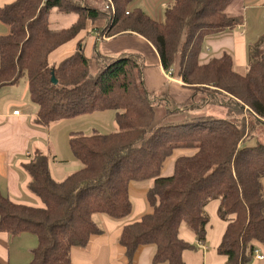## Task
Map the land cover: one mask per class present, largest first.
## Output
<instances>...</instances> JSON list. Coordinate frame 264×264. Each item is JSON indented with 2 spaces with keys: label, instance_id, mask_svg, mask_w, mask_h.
Here are the masks:
<instances>
[{
  "label": "trees",
  "instance_id": "1",
  "mask_svg": "<svg viewBox=\"0 0 264 264\" xmlns=\"http://www.w3.org/2000/svg\"><path fill=\"white\" fill-rule=\"evenodd\" d=\"M109 1L112 10L89 0H14L0 7V22L9 28L0 36V89L25 78L42 127L113 110L118 129L72 133L69 146L81 168L62 181L51 177L45 154L29 155L22 166L41 206L0 194V232L37 238L28 264H71V249L85 248L101 233L93 216L125 220L132 211L129 185L152 181L146 193L151 213L125 225L118 238L128 264L139 247L149 245L156 249L153 264H183L182 253L195 247L178 237L179 226L184 221L196 241L204 242V208L212 199H219V215L227 221L218 253L225 264H250L254 249L264 247V33L248 45L247 69L239 73L228 54L206 64L199 63V54L205 37L242 22L241 15L227 12L242 0H173L160 22L140 8L126 13L133 0ZM54 9L76 16L75 22L51 29ZM97 21L104 25L93 27ZM88 24L97 38H144L164 71L173 70L178 59V77L192 97L178 105L166 90L149 93L140 56L103 57L95 47L88 58L84 38L72 54L51 63V55ZM206 106L223 108L225 116L166 122ZM170 159L173 172L163 176Z\"/></svg>",
  "mask_w": 264,
  "mask_h": 264
},
{
  "label": "crops",
  "instance_id": "2",
  "mask_svg": "<svg viewBox=\"0 0 264 264\" xmlns=\"http://www.w3.org/2000/svg\"><path fill=\"white\" fill-rule=\"evenodd\" d=\"M13 1L0 0V7L3 8ZM172 1L133 0L130 8H140L155 21L160 22ZM231 12L233 16L241 15L242 22L235 28L205 37L199 54V63L206 64L211 59L228 54L233 60L235 70L244 73L247 69V47L264 33V0H242L232 7ZM103 25V21H97L93 27L100 28ZM8 32V26L0 22V36ZM82 38L84 53L88 58L92 57L95 47L103 57L114 58L121 54L140 56L144 62V84L149 93L157 94L167 86L168 96L178 105L192 97L193 91L184 87L178 77V59L168 79L155 48L144 38L134 34L97 38V33L88 24L86 31L77 39L53 53L50 62L56 64L72 54L77 42ZM17 85L0 89V194L18 204L40 207L39 198L29 191L30 177L22 164L28 162V156L38 150L37 147L46 148L45 142L49 139L46 131L48 126L36 124L37 112L29 110L26 101L28 89L18 90ZM14 111L19 112L18 116H13ZM42 153L47 156L46 152ZM54 162V159L52 162L49 160L50 175L55 181H62L67 174L61 165ZM172 162L170 159L165 164L163 176L172 174ZM80 168L81 164L78 169ZM151 185L152 181L133 182L129 185V197L133 204L131 214L125 220L118 221L101 214L94 215L93 220L101 233L92 237L85 248L71 249V264H128L125 249L118 244V238L125 225L138 222L144 215L151 213L152 209L146 197ZM261 186L264 196V178L261 179ZM36 247L37 238L31 233L14 236L0 232V264H28L32 258L31 252ZM259 250L264 256V247H260ZM155 251L154 246L139 247L133 255L132 264H153ZM182 261L183 264H225L226 257L201 245V249L184 251ZM250 264H264V259L252 260Z\"/></svg>",
  "mask_w": 264,
  "mask_h": 264
},
{
  "label": "rangeland",
  "instance_id": "3",
  "mask_svg": "<svg viewBox=\"0 0 264 264\" xmlns=\"http://www.w3.org/2000/svg\"><path fill=\"white\" fill-rule=\"evenodd\" d=\"M105 1V0H104ZM103 0H89V4L96 6L99 9H103L105 5L107 6V1ZM235 4L227 10L228 13H232L231 9ZM76 19L74 15H62L54 9L49 15V26L51 29L58 30L61 28L70 27ZM164 19V17H163ZM240 73V71H237ZM18 90L24 91L27 89V84L25 78H22L19 84L16 86ZM168 92V88L166 86ZM162 90V91H163ZM28 93V92H27ZM161 91L158 92V94ZM28 95V94H27ZM28 108L32 112H37V106L28 100ZM20 108V107H19ZM161 109V108H159ZM225 116V111L221 107L206 106L192 112H188L184 115H177L170 117L166 120L167 123H173L181 120H188L192 118H214L219 119ZM115 112L113 110L97 111L88 114H82L75 118L61 120L48 126L46 131H48L49 139L46 144V148L42 149L37 147L36 149L41 152H46L49 160L52 162L54 159V164L61 165L66 172L67 176L74 173L80 167V162L74 157L69 146V138L72 133H81L84 135L91 134H111L118 131L117 125L114 120ZM260 140H264L261 137ZM254 141L250 143L253 145ZM76 165V166H75ZM78 165V166H77ZM131 204L132 201H131ZM220 201L219 199L210 200L204 208V213L208 218V223L206 226L205 240L201 244H198L194 233L189 229L187 224L183 221L181 222L178 229V237L194 246L196 249H201V245L208 250H214L218 253V246L221 243L222 236L224 234L227 221L220 217L219 215ZM231 217H227L229 219Z\"/></svg>",
  "mask_w": 264,
  "mask_h": 264
},
{
  "label": "built area",
  "instance_id": "4",
  "mask_svg": "<svg viewBox=\"0 0 264 264\" xmlns=\"http://www.w3.org/2000/svg\"><path fill=\"white\" fill-rule=\"evenodd\" d=\"M43 2L45 1V0H42ZM107 1V3H108V5H107V8L108 7H111V10L113 9L112 8V6H111V4H110V1L109 0H106ZM132 9L129 7V9H128V11L126 12V13H128L129 11H131ZM165 73H166V77L168 78V79H170V77H171V74H172V69H170V70H168V71H165ZM18 114H19V112L18 111H14L13 112V116H18ZM264 259V256L261 254V252H260V250H259V248H256V249H254V251H253V261H262Z\"/></svg>",
  "mask_w": 264,
  "mask_h": 264
},
{
  "label": "water",
  "instance_id": "5",
  "mask_svg": "<svg viewBox=\"0 0 264 264\" xmlns=\"http://www.w3.org/2000/svg\"><path fill=\"white\" fill-rule=\"evenodd\" d=\"M52 82H53V84H56V81L54 79H52Z\"/></svg>",
  "mask_w": 264,
  "mask_h": 264
}]
</instances>
